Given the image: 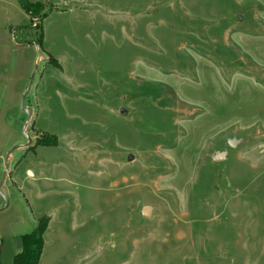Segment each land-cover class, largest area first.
Instances as JSON below:
<instances>
[{
  "label": "rangeland",
  "instance_id": "rangeland-1",
  "mask_svg": "<svg viewBox=\"0 0 264 264\" xmlns=\"http://www.w3.org/2000/svg\"><path fill=\"white\" fill-rule=\"evenodd\" d=\"M4 172L0 264H264V0H0Z\"/></svg>",
  "mask_w": 264,
  "mask_h": 264
},
{
  "label": "trees",
  "instance_id": "trees-1",
  "mask_svg": "<svg viewBox=\"0 0 264 264\" xmlns=\"http://www.w3.org/2000/svg\"><path fill=\"white\" fill-rule=\"evenodd\" d=\"M30 15L40 22L44 19L41 13L43 4L36 2L27 4ZM56 144V142L54 143ZM50 217H41L35 229L29 233L21 235V250L15 254L13 264H40L45 246V232L48 228Z\"/></svg>",
  "mask_w": 264,
  "mask_h": 264
},
{
  "label": "water",
  "instance_id": "water-1",
  "mask_svg": "<svg viewBox=\"0 0 264 264\" xmlns=\"http://www.w3.org/2000/svg\"><path fill=\"white\" fill-rule=\"evenodd\" d=\"M24 6H25L26 11L30 14V12H29V10H28V7H27V5H26L25 2H24ZM26 96H27V94H25V95L22 97V108L24 109L25 112L28 113V115H29V117H30V116H31V111H30V109L25 108V106H24V100H25ZM121 111H124V110L122 109ZM240 141H241V139H239V138H237V137H232V138L228 139V145H229L230 147H236ZM30 143H31V138L28 137V143H27V144L29 145ZM19 147H21V146H14V147H12V148L8 151V153L6 154V157H5V167H6V168H7V166H8V159H9L10 155L12 154V152H13L15 149H17V148H19ZM227 153H228V150H227V149H224V150H222V151H218V152H216V153L213 155V160H214V161H222V160H224V159L226 158ZM132 158H133V155H129V156H128V159H132ZM5 176H6V172H4V174H3V178H2V180L0 181V192H1L2 185H3V183H4ZM151 211H152V207H151V206H144V207L142 208V210H141V213H142V215H144L145 217H148V216L151 215ZM0 244H1V241H0Z\"/></svg>",
  "mask_w": 264,
  "mask_h": 264
},
{
  "label": "crops",
  "instance_id": "crops-1",
  "mask_svg": "<svg viewBox=\"0 0 264 264\" xmlns=\"http://www.w3.org/2000/svg\"><path fill=\"white\" fill-rule=\"evenodd\" d=\"M49 226V225H48Z\"/></svg>",
  "mask_w": 264,
  "mask_h": 264
}]
</instances>
